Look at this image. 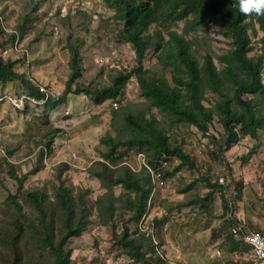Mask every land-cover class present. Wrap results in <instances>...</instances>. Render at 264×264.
Listing matches in <instances>:
<instances>
[{
	"label": "trees",
	"instance_id": "trees-1",
	"mask_svg": "<svg viewBox=\"0 0 264 264\" xmlns=\"http://www.w3.org/2000/svg\"><path fill=\"white\" fill-rule=\"evenodd\" d=\"M103 1L122 23L116 38L132 47L134 64L113 74L106 85L95 80L86 84L81 53L84 44L68 38L69 77L64 91L50 98L45 109L54 112L67 105L71 96H84L95 106L117 104L110 109L109 129L99 139L103 149L98 152L100 158L86 169L91 179L100 182L104 193L94 200L91 189L75 186L65 177L71 169L68 163L56 168L57 182L52 190L26 189L30 176L45 168L44 161L54 154L56 139L64 133L52 127L49 114L37 118L46 131L35 143L41 147L36 168L19 176L7 157L0 158L1 171H7L16 183V191H7L0 204V264H73V239L88 234L95 221L110 229L113 250L117 257L125 256L129 264H176L163 249V226L171 223L174 210L182 213L188 209L196 215L195 225L209 221L205 225L208 228L215 218L217 195L222 202V225L212 232L213 240L223 237L231 254L251 252V247L232 232L245 185L235 181L234 170L226 164V154L245 139L253 141L254 146L241 158L246 164L264 146V16L242 15L235 0ZM33 8L16 23L12 34L5 32L0 18V86L19 83L23 93L40 100L44 95L32 78L17 70L24 59L4 55L22 45L37 24L49 16L38 14L39 3ZM213 26L231 40V49L217 58L206 54L201 59L199 32ZM258 33L262 36L254 42ZM42 37L43 33L38 34L27 49L31 50ZM150 51L158 61L159 71L145 67ZM133 79L138 83L141 101L127 97ZM17 111L27 114L30 107ZM37 122H26L27 135L32 127H39ZM182 129L187 130L185 134L195 129L206 139L208 158L218 174L201 175L191 181L179 190L185 199L174 206L160 201L166 215L155 218L144 231V222L153 207L155 183L146 167L134 170L129 161L143 154L146 164L165 183L184 170L200 172L197 158L186 148L184 133H179ZM4 150L10 156L16 151ZM174 163L177 164L169 170L167 166ZM231 186L234 197L229 195ZM117 188H121L120 194ZM199 189L207 193L201 195ZM90 264L106 261L97 258Z\"/></svg>",
	"mask_w": 264,
	"mask_h": 264
},
{
	"label": "rangeland",
	"instance_id": "rangeland-1",
	"mask_svg": "<svg viewBox=\"0 0 264 264\" xmlns=\"http://www.w3.org/2000/svg\"><path fill=\"white\" fill-rule=\"evenodd\" d=\"M39 3L41 12L49 14L37 24L35 30L23 41L18 50L10 51L12 59L23 60L17 67L21 73L30 74L32 80L37 84L46 85L56 95H60L65 88L69 77V51L67 42L81 40V49L84 58V82L86 84L95 80L96 83L108 84L110 77L118 71L128 69L134 64L135 52L126 43L117 41L116 31L121 29L122 23L115 19L113 10L106 7L103 0H0V18L7 34L15 31L16 23L22 20L23 16L33 10L34 5ZM60 11V14L58 12ZM2 12H4L2 16ZM183 23L180 24L179 33ZM60 31L54 35L53 31ZM153 31V29H152ZM40 33H43L42 40L33 44L32 49L27 45ZM62 33V34H61ZM201 59L206 54L215 58L228 52L231 49V40L217 27H210L206 32H199ZM253 37L256 42L261 36ZM34 61H38L36 64ZM217 64L218 60L216 59ZM145 67L155 71L160 70L154 53L150 51L145 61ZM23 87L19 84H8L0 86V95L20 94ZM138 83L133 79L128 88V99L141 101ZM112 103L108 102L103 106L93 105L84 96H71L68 104L60 106L54 112H47L46 109L32 108L27 114L20 113L8 102L0 103V158L7 157L8 161L17 167L19 176L33 171L39 159L41 147H36L46 131L42 120L44 114H49L53 128H60L64 133L56 139L54 154L44 161L45 168L39 173L30 176L26 189L52 188L56 185V168L62 163H68L71 169L65 173V177L75 185L93 191L92 198L95 200L104 193L100 182L91 179L86 169L95 160H98L100 137L104 136L109 129L110 109ZM68 117V118H67ZM32 120L37 122L39 127H32L29 135L26 132V122ZM217 130L221 131L219 124ZM187 130L182 129L186 139V148L197 158L200 172L182 171L174 179L165 183V187L158 188L153 197L152 211L144 222L143 230L147 231L149 224L155 218H162L166 215V208L160 201L169 202L174 206L182 202L185 195L179 194V190L201 175H217L218 169L211 162L207 155L206 139H203L195 129L185 134ZM254 142L248 139L243 140L226 154V164L234 170L236 182L245 185L243 198L238 203L235 212L237 222L234 226L243 225L247 231H261L264 234V146L259 153L243 164L244 157ZM16 150L10 156L5 150ZM137 156H133L129 164L134 170H139L140 164ZM177 163L167 166L169 170ZM225 168V167H224ZM222 170V169H221ZM227 171V170H226ZM221 174V173H220ZM220 180L223 175H219ZM0 204L8 192L16 191V183L7 176V171L0 169ZM200 194L207 193L206 189H199ZM51 192V191H50ZM121 188L116 189L120 194ZM234 187L229 189V195L234 197ZM223 213L220 196L217 195V202L214 207V219L204 225H195L193 218L195 213L188 209L178 213L172 212L170 224L163 226L165 237L166 257L176 264H252V252L246 254H231L225 244L224 238L215 241L211 239L212 232L221 228L222 220L219 219ZM234 226L232 228H234ZM211 242H215L213 245ZM110 229L98 226L95 221L91 230L81 238L72 241L73 264H90L94 259L106 261V264H129L125 256L117 257L112 248Z\"/></svg>",
	"mask_w": 264,
	"mask_h": 264
},
{
	"label": "built area",
	"instance_id": "built-area-1",
	"mask_svg": "<svg viewBox=\"0 0 264 264\" xmlns=\"http://www.w3.org/2000/svg\"><path fill=\"white\" fill-rule=\"evenodd\" d=\"M59 33H60V31H58L57 29L54 31V35H56V36L59 35ZM19 46L20 45H16L12 49L5 51L4 55L5 56L9 55L10 51H12V50H18ZM34 83L39 88L40 93L44 95V97L42 99L38 100V99L31 97L30 95L22 92L20 94H14V95H0V103L8 102L16 110H24L26 108V106H29L32 108L44 109L46 102L50 98L55 97L56 95L50 90V88L48 86L42 85V84H37L36 82H34ZM128 88H129V86H128ZM127 97H128V89H127ZM111 103H112L111 107H117L116 103H113V102H111ZM137 157H138L137 160L139 161V164H140L139 170L142 167H146L152 174V177H153V180L155 183V189H154V192H153L152 198H151V201H152L153 197L156 193V190L160 187L163 188L166 186L165 182L163 180H161L160 174L154 173L150 169V167L146 164L145 156L143 154H140ZM220 181L222 183H224L223 179H221ZM232 232H233L236 239L245 242L247 245H249L251 247V249H252L251 252L253 254V263L252 264H264V258H261L258 255V252H264V235L260 232L247 231L243 225L235 226L232 229ZM155 242H156V240H155Z\"/></svg>",
	"mask_w": 264,
	"mask_h": 264
},
{
	"label": "clouds",
	"instance_id": "clouds-1",
	"mask_svg": "<svg viewBox=\"0 0 264 264\" xmlns=\"http://www.w3.org/2000/svg\"><path fill=\"white\" fill-rule=\"evenodd\" d=\"M235 6L244 16H264V0H235ZM258 255L264 258V252H258Z\"/></svg>",
	"mask_w": 264,
	"mask_h": 264
},
{
	"label": "crops",
	"instance_id": "crops-1",
	"mask_svg": "<svg viewBox=\"0 0 264 264\" xmlns=\"http://www.w3.org/2000/svg\"><path fill=\"white\" fill-rule=\"evenodd\" d=\"M29 75V77L31 78V76H30V74H28ZM103 106V105H102ZM211 239H213L212 238V235H211ZM219 240V239H218ZM215 241H217V240H215ZM224 241V240H223ZM213 245H216V243L215 242H211ZM233 254H238V255H240L239 253H233Z\"/></svg>",
	"mask_w": 264,
	"mask_h": 264
}]
</instances>
